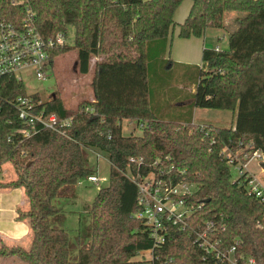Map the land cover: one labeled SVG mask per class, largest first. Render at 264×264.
I'll return each instance as SVG.
<instances>
[{"label": "trees", "instance_id": "16d2710c", "mask_svg": "<svg viewBox=\"0 0 264 264\" xmlns=\"http://www.w3.org/2000/svg\"><path fill=\"white\" fill-rule=\"evenodd\" d=\"M183 1L0 0L1 18L30 22L44 36L74 28L73 44L53 51L52 60L76 50L79 72L87 74L96 58L94 101L70 109L59 96L33 94L38 109L71 122L54 130L37 127L30 137L21 133L27 125L14 105L27 95L25 85L2 79L0 172L9 161L16 176L0 180V188L24 189L29 207L19 208L17 219L28 223L32 242L28 249L1 246L0 257L17 256L23 264H152L135 259L153 240L146 222L135 217L139 189L126 174L162 171L174 183L195 184L190 201L202 204L196 218L223 221L225 244L239 241L236 255L264 264V201L243 177L232 179L223 153L240 151L242 158L241 150L251 144L248 150L264 154V0H191L188 16L178 24L181 38L201 37L207 29H225L227 12H242L228 32L227 49H204L193 102L182 113L194 107L234 111L229 126L171 120L152 105L150 65L171 61L164 56ZM124 119L142 123V134L124 135ZM92 152L109 159V184L85 207L90 223L71 237L58 203L74 194L80 180L96 175ZM260 166L264 169V160ZM153 255L155 264H202L204 252L188 229L170 226L167 241Z\"/></svg>", "mask_w": 264, "mask_h": 264}, {"label": "built area", "instance_id": "2783aa9c", "mask_svg": "<svg viewBox=\"0 0 264 264\" xmlns=\"http://www.w3.org/2000/svg\"><path fill=\"white\" fill-rule=\"evenodd\" d=\"M69 44L68 33L59 32L52 36H44L27 22L19 25L13 21L0 17V85L6 76L13 77L23 83L22 73L28 70L34 71L38 79H45L44 64L53 61L51 53ZM217 51L219 47L215 48ZM24 84V83H23ZM37 103L32 95L19 96L14 105L18 109L19 117L27 125L21 133L30 137L36 132L37 127L57 129L59 125H69L70 118L60 119L56 113H46L44 109H38ZM87 110L89 108H86ZM142 127L143 124L139 123ZM243 148L242 158L238 154H224L229 159L232 167L237 166L240 174L247 181V188L256 197L264 201V186L249 173L248 165L255 161L260 164L264 160V154L260 150H248L251 146ZM247 150V151H246ZM132 163H142V158H130ZM169 170L168 172H170ZM136 183L139 189L138 204L140 210L135 217L146 222L150 229L153 247L139 252L141 257L151 260L155 264L153 252L161 248L167 241L170 226H179L188 229L194 243L203 250L202 264H256L254 257L244 258L236 255L237 245H226L222 237L225 231L223 221L216 219L199 220L196 211L201 205L190 201L193 197L196 185L187 181L174 183L167 175L162 176V171L148 174H126ZM238 177V178H239ZM84 180L98 182L97 175L88 176Z\"/></svg>", "mask_w": 264, "mask_h": 264}, {"label": "rangeland", "instance_id": "374dc122", "mask_svg": "<svg viewBox=\"0 0 264 264\" xmlns=\"http://www.w3.org/2000/svg\"><path fill=\"white\" fill-rule=\"evenodd\" d=\"M241 14L242 12L240 11L227 12L225 15L226 28H211L213 32L218 34L216 41L210 42L213 48L216 45H219L221 49L228 48V32H232L236 29L237 23L235 22V18ZM68 40L69 44L72 45L74 41V28L72 26L68 28ZM95 59L96 58L91 59L90 72L87 74H81L79 72L77 64L78 55L76 50L61 54L53 61L44 64L43 70L46 74L45 79H38L32 70L25 71L22 73V78L27 94H39L42 99L59 96L64 100L68 108L75 109L80 103L92 100L94 97L92 78ZM171 63L172 62L170 61L168 64L162 65L157 71L150 70L151 82L153 81L157 86L163 87L168 98H175L177 95L175 90L180 88V97L185 100H153L154 109L158 114L168 116L171 120L184 119L182 122L191 119V122L195 124L208 122L222 126L234 124L236 115L234 111L197 107L196 109L193 108L195 111H192V113L185 112L179 116L177 112L180 107L176 102H193V92L196 89L200 68L203 64L200 66H185L180 63H175L171 66ZM191 104L192 103L185 106L187 111ZM167 113L170 115H167ZM121 125L122 132L126 136L131 134H142V127L135 119H124L122 120ZM238 152L239 151H237L236 154H238ZM227 154L230 155L231 151L228 150ZM90 162L96 170V175L99 177V181L90 182L84 180L81 184L76 186L75 192L71 197L62 199L61 202L58 203L59 208L66 214L67 220L65 227L69 230L71 237L76 236L81 227L83 228L90 223V216L85 210V207L92 204L101 187H105L109 184L111 169L109 159L104 155L92 152ZM248 168L257 181L264 186V170L261 169L260 164L252 161L248 165ZM239 174L240 171L238 167H232V179H237ZM15 176L16 174L13 164L9 161L5 162L0 172V178H4V180L1 181L10 182ZM26 202V206H24L23 209H28L29 207L27 197ZM28 242V246H26L25 249L30 247L32 233ZM140 257L141 255L138 254L135 259ZM11 259L18 263H22L17 256Z\"/></svg>", "mask_w": 264, "mask_h": 264}, {"label": "crops", "instance_id": "0c3cea01", "mask_svg": "<svg viewBox=\"0 0 264 264\" xmlns=\"http://www.w3.org/2000/svg\"><path fill=\"white\" fill-rule=\"evenodd\" d=\"M191 6H192L191 0H184L175 12L174 19L177 25L172 31L169 40V46L167 49L168 51L164 56L165 59L171 60L172 62L171 66L175 63H180L185 66L202 65L204 49L208 47H211L213 49V46L211 45L210 42H215L218 36V34L216 32H213V30L211 29H207L204 35L201 37L191 36L189 38H181L179 36L178 24L184 22V20L186 19V17L190 12ZM216 47L220 48L219 45H216L214 49ZM150 67H152L154 71H157L160 67H162V64L160 65L152 64L150 65ZM180 91L181 89L177 88V90H175L177 94L176 97L168 98V96L166 95V91L163 90V87L157 86V84L153 82L152 90H151V100H185V99H181ZM89 101H94V97L92 98V100ZM176 103L180 107L177 112L178 115L180 116L185 111V106L189 105L192 102L180 101ZM152 105H153V101H152ZM194 108L196 109L197 107ZM195 109L193 111H195ZM167 115L170 114L167 113ZM249 173L253 175L250 171ZM0 180H4V178L2 177L0 178ZM26 203H27L26 194L23 188L21 187L0 188V247L20 246L22 248H25L26 246H28L29 243L28 239L32 233L31 229L26 221L17 219L18 209L19 208L23 209V207L26 206ZM11 258L13 257H0V264H22V263H18L17 261H14Z\"/></svg>", "mask_w": 264, "mask_h": 264}]
</instances>
